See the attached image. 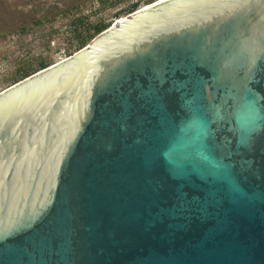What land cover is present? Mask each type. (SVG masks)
Listing matches in <instances>:
<instances>
[{"label": "water", "instance_id": "water-1", "mask_svg": "<svg viewBox=\"0 0 264 264\" xmlns=\"http://www.w3.org/2000/svg\"><path fill=\"white\" fill-rule=\"evenodd\" d=\"M0 264H264V0H154L0 90Z\"/></svg>", "mask_w": 264, "mask_h": 264}, {"label": "rangeland", "instance_id": "rangeland-1", "mask_svg": "<svg viewBox=\"0 0 264 264\" xmlns=\"http://www.w3.org/2000/svg\"><path fill=\"white\" fill-rule=\"evenodd\" d=\"M133 1L0 0V90L12 83L18 64L35 65L39 58L56 62L67 56L77 15L90 22L113 21L114 14ZM139 1L140 6L147 4Z\"/></svg>", "mask_w": 264, "mask_h": 264}, {"label": "trees", "instance_id": "trees-1", "mask_svg": "<svg viewBox=\"0 0 264 264\" xmlns=\"http://www.w3.org/2000/svg\"><path fill=\"white\" fill-rule=\"evenodd\" d=\"M151 1L153 0H145L144 3H149ZM140 5L141 4L139 0L131 2L125 9H121L120 11L114 14V20L117 19V17L119 16H122L137 9ZM113 21L100 20L96 22H90L88 18L82 15H77L74 19H72L70 27V33L74 40V44L72 49H67V56L88 44L93 37H95L101 31L109 27ZM37 23L41 24V21H37ZM52 63L54 62H52L51 60L39 58L35 65H30L28 63L24 65L18 64L12 76V83L26 77L27 75L33 73L36 70L47 67Z\"/></svg>", "mask_w": 264, "mask_h": 264}, {"label": "bare ground", "instance_id": "bare-ground-1", "mask_svg": "<svg viewBox=\"0 0 264 264\" xmlns=\"http://www.w3.org/2000/svg\"><path fill=\"white\" fill-rule=\"evenodd\" d=\"M153 1H154V0H153ZM151 2H152V1H151ZM148 4H150V2L147 3V4H144V5L140 6V7H144L145 5H148ZM121 19H123V16L117 18L115 21L117 22V21H119V20H121ZM113 22H114V21H113Z\"/></svg>", "mask_w": 264, "mask_h": 264}]
</instances>
